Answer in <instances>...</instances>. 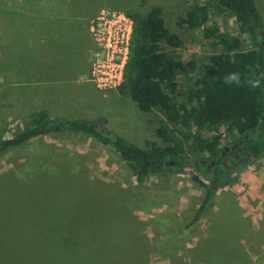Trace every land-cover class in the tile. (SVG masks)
Wrapping results in <instances>:
<instances>
[{"label":"rangeland","instance_id":"rangeland-1","mask_svg":"<svg viewBox=\"0 0 264 264\" xmlns=\"http://www.w3.org/2000/svg\"><path fill=\"white\" fill-rule=\"evenodd\" d=\"M191 1L0 0V139L41 109L31 95L43 68L41 18L6 17L7 10L63 14L103 7L142 15L157 5L164 25L183 41L164 50L181 64L177 81L184 85L215 48L212 22L217 33L237 36L243 49L249 47L226 11L209 9V21L198 28L179 25ZM254 2L264 23V0ZM81 85L83 91L65 100L99 112L93 118L103 121L96 125L101 133L138 147L170 144L155 134L158 125L172 127L156 108L142 111L117 90L98 92L86 80ZM218 132L220 146L235 139L223 126ZM205 155L193 149L181 171L167 168L137 184L110 145L80 132H48L1 150L0 264H264V155L238 165L233 184L211 187L212 197L191 222L210 184L192 162Z\"/></svg>","mask_w":264,"mask_h":264},{"label":"trees","instance_id":"trees-1","mask_svg":"<svg viewBox=\"0 0 264 264\" xmlns=\"http://www.w3.org/2000/svg\"><path fill=\"white\" fill-rule=\"evenodd\" d=\"M211 8L232 16L237 32L246 36L249 47L243 49L237 36L217 33L212 22L209 31L215 48L206 56L197 76L184 85L177 81L181 64L164 50L180 48L183 41L164 25L160 7L151 6L142 15L130 14L133 26L129 53L123 83L116 90L127 95L139 110H159L172 127L158 125L155 134L170 144L138 147L122 136L101 133L91 119L49 115L42 108L29 114L23 128L0 139V151L48 132H80L110 145L131 169L135 182L141 184L151 173L167 168L181 171L189 164L193 149L203 150L204 163L196 158L192 164L208 177L210 184L190 220L195 221L213 195L211 184H233L237 180L233 172L238 165L264 155V80L258 89L247 84L249 79L264 73V23L254 0H192L178 24L201 27L209 21ZM234 71L241 74L240 86L225 85L224 77ZM220 126L242 140L244 153L237 157L225 151L221 154ZM191 179L203 184L195 174Z\"/></svg>","mask_w":264,"mask_h":264},{"label":"crops","instance_id":"crops-1","mask_svg":"<svg viewBox=\"0 0 264 264\" xmlns=\"http://www.w3.org/2000/svg\"><path fill=\"white\" fill-rule=\"evenodd\" d=\"M99 9L101 8L85 12L80 9H67L68 11L63 14L52 13V11L35 13L33 10L24 11V9L6 11L8 12L6 17L41 18L38 46L42 55L39 64L43 68L38 82L32 88L31 95L33 98L40 99V108L46 109L49 115L64 118L81 117L94 122V115L99 113L83 108L78 109V102L74 104L65 100V97H72L74 91H83L81 80L88 81L93 87L88 80L93 43L87 29V20ZM3 12L0 11L1 19L4 17Z\"/></svg>","mask_w":264,"mask_h":264},{"label":"built area","instance_id":"built-area-1","mask_svg":"<svg viewBox=\"0 0 264 264\" xmlns=\"http://www.w3.org/2000/svg\"><path fill=\"white\" fill-rule=\"evenodd\" d=\"M132 18L116 9H99L87 20L93 48L88 80L99 92L116 90L124 80Z\"/></svg>","mask_w":264,"mask_h":264},{"label":"clouds","instance_id":"clouds-1","mask_svg":"<svg viewBox=\"0 0 264 264\" xmlns=\"http://www.w3.org/2000/svg\"><path fill=\"white\" fill-rule=\"evenodd\" d=\"M264 80V73H260L258 76H256V78L253 79H249L247 81L248 86L251 89H258L261 88V81ZM223 83L225 85H233L235 84L236 86H240L241 84V74L239 72H231L228 73L224 79H223Z\"/></svg>","mask_w":264,"mask_h":264},{"label":"flooded vegetation","instance_id":"flooded-vegetation-1","mask_svg":"<svg viewBox=\"0 0 264 264\" xmlns=\"http://www.w3.org/2000/svg\"><path fill=\"white\" fill-rule=\"evenodd\" d=\"M246 150L242 140L240 138H236L231 140L229 145H223V150H221V154L224 153V151L231 155L232 157H237V155L244 153ZM249 155V153H247ZM224 160V157H223ZM201 163H204V159H200Z\"/></svg>","mask_w":264,"mask_h":264},{"label":"water","instance_id":"water-1","mask_svg":"<svg viewBox=\"0 0 264 264\" xmlns=\"http://www.w3.org/2000/svg\"><path fill=\"white\" fill-rule=\"evenodd\" d=\"M97 123H103V121L101 119H95L93 122V126L96 127ZM223 165H224V161H222ZM214 184H211V187H213Z\"/></svg>","mask_w":264,"mask_h":264}]
</instances>
